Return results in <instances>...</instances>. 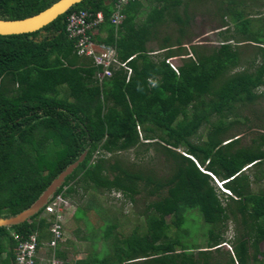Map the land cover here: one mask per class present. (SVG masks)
Wrapping results in <instances>:
<instances>
[{
  "label": "trees",
  "instance_id": "trees-1",
  "mask_svg": "<svg viewBox=\"0 0 264 264\" xmlns=\"http://www.w3.org/2000/svg\"><path fill=\"white\" fill-rule=\"evenodd\" d=\"M55 1L0 0V18L29 16ZM116 1L81 0L35 31L0 34V217L29 207L84 153L35 214L0 226V264H16L20 237L36 232L38 240L49 238V221L41 213L57 194L87 197L73 217L92 231L84 237L91 239L92 249L74 264H264L259 259L264 255V190L253 192L246 172L261 166L253 180L264 181V132L247 144L231 132L237 124L264 131L263 124L242 122L237 109L264 95L257 91L264 85V17L253 11L254 4L264 3L219 1L216 9L228 26L219 31L224 43L207 48L182 45L190 32L184 27L188 11L202 0H144L148 8L142 22L137 17L143 0H129L115 25L110 18ZM78 9L103 13L92 39L113 47L129 74L111 67V75L100 79L102 67L78 54L76 39L65 29L67 13ZM169 19L176 28L168 30ZM159 35L164 44L147 45ZM172 37L176 44L167 45ZM172 56L180 58L176 71L166 62ZM194 136L203 139L193 141ZM129 149L143 157L123 159L120 153ZM160 159L165 167H154ZM104 191L119 192L132 203L145 200L141 232L136 225L120 236L111 219L95 232L87 217L101 210L95 194ZM189 209L209 224L203 225V247L187 225L194 220ZM228 221L236 230L232 250L215 255ZM54 254L67 264L63 249L57 247Z\"/></svg>",
  "mask_w": 264,
  "mask_h": 264
},
{
  "label": "rangeland",
  "instance_id": "rangeland-1",
  "mask_svg": "<svg viewBox=\"0 0 264 264\" xmlns=\"http://www.w3.org/2000/svg\"><path fill=\"white\" fill-rule=\"evenodd\" d=\"M257 1V0H255ZM264 1V0H262ZM255 8L253 11H261L260 15H262V19L264 17V7L255 5ZM200 9H202L204 6L199 5ZM210 7V5H209ZM259 15V16H260ZM210 26H214L212 24H203L201 28L197 30V32L193 33V39L190 41L192 43H202L201 46L203 47H215L218 46L217 42L219 40H222V37L220 35L216 34L218 32H214L213 29ZM229 28L232 29L231 24L229 25ZM225 31V30H223ZM231 31V30H230ZM227 32L232 33V32ZM204 43V44H203ZM154 47V46H153ZM253 49L248 48L247 51L244 52V55L248 58L252 55ZM259 62L258 60H256ZM173 65L176 68V65L180 62V58H177L175 60H172ZM244 64V63H242ZM244 67V66H243ZM242 68V67H241ZM257 91L264 92V85L260 86ZM237 109L240 113V118L242 122H246L249 125L253 124H263L264 125V95L260 97L255 103L248 104L245 106H238ZM258 113V114H257ZM259 116V117H257ZM213 120V118H212ZM205 126L203 125L199 129L200 134H204L205 132ZM232 134L240 133L241 141L243 144H247L250 142L251 138L255 137L258 133L264 132L262 131V128H257L253 131H247L246 126L237 124L234 129H232ZM199 139H203V136L201 138H196L194 136L192 138L193 141H197ZM151 154V152H149ZM120 156L127 160V161H133L138 160L139 158L143 157L140 152H135L134 149H129L127 151H123L120 153ZM144 159V158H143ZM154 167L160 168L165 167L163 164V161L160 159L159 161L152 163ZM261 166H253L251 168H248L246 172L250 174V180H252L251 183V190L253 192H259L261 190H264V181H260L259 183H255L253 180V173L255 171L260 170ZM160 172L166 173L168 171V168H161L158 169ZM215 177V176H214ZM216 179V177H215ZM214 179V183L217 185V181ZM218 180V179H217ZM220 182V180H218ZM220 188V186L218 185ZM221 190V188H220ZM222 191V190H221ZM95 200L97 202V205L101 207V210L95 211H89L87 219L90 221V225L95 228L96 233H101L100 225H103L105 223V220L111 219L112 221L117 223L116 232L121 235H127L131 232V230L137 225L138 231H142L144 228V216L142 215V211L145 207V200L142 198H138L136 202L132 203L128 201L127 199H124L122 195L119 192L112 191V192H98L95 194ZM230 195V194H229ZM87 199L86 196L79 197L78 195H72L68 197V200L71 203L70 209L68 210V216L66 217V221L64 223V237L65 240L62 242L59 246V248L63 249L66 253V261L67 264H74V262L78 259L85 258L92 249L91 246V239L90 238H84L89 237V234L92 231L87 230L86 223L84 220L75 219L73 217V212L77 208L78 205H81L84 203V201ZM193 212V222H187V225H190L192 235H195L196 239H198L199 245L197 246H205V237H203V231L204 226L209 227V224H207L201 214L196 209H189L188 212ZM169 220V217H167ZM198 222H201L202 225H200ZM204 225V226H203ZM221 237H222V244L221 247L216 251L213 250V253L215 255H220L223 253H227V251L232 250V242L236 236V230L235 225L232 221H228L226 226L222 228L221 230ZM203 243V244H202ZM98 249L101 245V240L97 241ZM260 249L264 252V241L260 243ZM199 250V247L197 249H194V253H197ZM264 255H259V259H263Z\"/></svg>",
  "mask_w": 264,
  "mask_h": 264
},
{
  "label": "built area",
  "instance_id": "built-area-1",
  "mask_svg": "<svg viewBox=\"0 0 264 264\" xmlns=\"http://www.w3.org/2000/svg\"><path fill=\"white\" fill-rule=\"evenodd\" d=\"M128 1L117 0L114 3V11L110 18L113 24L117 25L122 21L124 15L120 10L122 5ZM65 21L68 36L76 39L78 54L92 57L94 64L102 67V72L98 74L100 79L111 75V67H123L128 74L130 73L131 69L126 62H121L116 58L113 47L96 43L92 39L93 34L97 32L98 25L103 21L101 11L94 13L86 9L72 10L67 13ZM166 62L176 71L170 59H166ZM212 177L215 179L213 175ZM215 180L218 182L217 179ZM70 206L68 198L61 194L55 195L45 205L41 215L49 221V238L38 240L36 232L20 237L15 248L16 264H65L63 260L55 256L54 250L65 240L64 223ZM11 233L15 235L14 232Z\"/></svg>",
  "mask_w": 264,
  "mask_h": 264
},
{
  "label": "water",
  "instance_id": "water-1",
  "mask_svg": "<svg viewBox=\"0 0 264 264\" xmlns=\"http://www.w3.org/2000/svg\"><path fill=\"white\" fill-rule=\"evenodd\" d=\"M79 1L81 0H57L39 12L29 16L16 19L0 18V34H16L35 31ZM83 156L84 153L76 161L62 170L29 207L15 215L0 217V226H11L21 223L35 214L47 202L49 196L56 188L61 185L64 178L76 167L77 163L82 160Z\"/></svg>",
  "mask_w": 264,
  "mask_h": 264
},
{
  "label": "crops",
  "instance_id": "crops-1",
  "mask_svg": "<svg viewBox=\"0 0 264 264\" xmlns=\"http://www.w3.org/2000/svg\"><path fill=\"white\" fill-rule=\"evenodd\" d=\"M219 1L221 0H202V2H200V5L204 6L202 9H200L199 7L196 8L195 10H193L192 8H190V10L188 11V14L191 15V17L189 18V21H188V25H185V29H187V31H190L188 32V34H186L184 37H183V41H182V45L188 47L189 45L191 44H194L192 42H190L189 38H191V40L193 39V33L192 31L194 32H197V30L199 28H201L203 26V24H212L214 26H210L214 32H218L216 34L219 35V31H223L225 30L227 27L225 25H223V21L222 19L220 18V13H219V10H217L216 8L218 7V5H220ZM261 2L264 3V1L261 0ZM143 3H144V7L142 8L141 12L138 14V17H137V22H142L143 18H145V15H146V12H147V8L146 7V1L143 0ZM210 5V7H209ZM179 13H183V9H179ZM186 15L184 14V18ZM186 21H184L185 23ZM187 23V22H186ZM168 30L170 29H174L176 28L177 26V23L175 21H172L171 19L168 20ZM198 33V32H197ZM162 38L163 36L162 35H159L158 36V40H152V41H149L147 43V45L149 46H157V45H161V44H164L165 42L162 41ZM174 37H172V40L171 41H168L167 42V45L168 44H176V41H174ZM224 43L223 39L222 40H219L217 42V45H220ZM196 44V43H195ZM202 43H197V45H201ZM204 44V43H203ZM178 56H172V57H168L166 59H170L171 61L172 60H175L177 59Z\"/></svg>",
  "mask_w": 264,
  "mask_h": 264
},
{
  "label": "clouds",
  "instance_id": "clouds-1",
  "mask_svg": "<svg viewBox=\"0 0 264 264\" xmlns=\"http://www.w3.org/2000/svg\"><path fill=\"white\" fill-rule=\"evenodd\" d=\"M210 175H211V174H210ZM211 176H212V175H211ZM212 178H213V177H212ZM216 179H217V178H216ZM213 180H214V178H213ZM220 182H221L220 184L217 182V186L219 185L222 191H224V192H226V193H229L228 190H226V189L224 188V186H223V184H222L223 181H220Z\"/></svg>",
  "mask_w": 264,
  "mask_h": 264
}]
</instances>
